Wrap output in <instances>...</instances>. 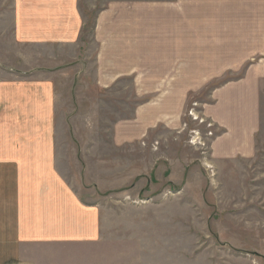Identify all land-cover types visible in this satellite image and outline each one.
Returning a JSON list of instances; mask_svg holds the SVG:
<instances>
[{
	"label": "rangeland",
	"instance_id": "374dc122",
	"mask_svg": "<svg viewBox=\"0 0 264 264\" xmlns=\"http://www.w3.org/2000/svg\"><path fill=\"white\" fill-rule=\"evenodd\" d=\"M28 9L59 17L44 61L57 79L51 142L65 149L56 169L102 210L110 264H264V0H0L12 50ZM226 91L254 98L236 119L252 115V148L239 141L234 156L212 118Z\"/></svg>",
	"mask_w": 264,
	"mask_h": 264
},
{
	"label": "crops",
	"instance_id": "0c3cea01",
	"mask_svg": "<svg viewBox=\"0 0 264 264\" xmlns=\"http://www.w3.org/2000/svg\"><path fill=\"white\" fill-rule=\"evenodd\" d=\"M14 6L77 7L78 0H14ZM118 14L119 21L123 13ZM41 15L29 20L28 9L16 21L18 50L8 46L7 33L0 31V264H110L104 255L110 240L102 237V210L78 195L56 169L65 149L51 142L57 79L44 74V61L46 46L61 45L56 36L61 26L57 15L45 21ZM29 46H40L37 56H29ZM225 96L217 98L221 105L212 118L228 130L225 147L234 156L243 150L239 141L251 145L252 115L247 124L236 119L245 120L254 98H232L227 91ZM173 104L170 109L176 108ZM116 257L111 262L119 264Z\"/></svg>",
	"mask_w": 264,
	"mask_h": 264
}]
</instances>
